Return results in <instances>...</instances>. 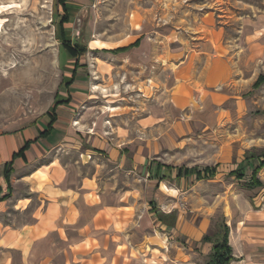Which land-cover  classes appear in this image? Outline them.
<instances>
[{
    "label": "rangeland",
    "instance_id": "obj_1",
    "mask_svg": "<svg viewBox=\"0 0 264 264\" xmlns=\"http://www.w3.org/2000/svg\"><path fill=\"white\" fill-rule=\"evenodd\" d=\"M84 1L66 25V36L82 39L88 52L64 68L57 0H0V121L44 116L65 94L70 70L79 63L71 87L82 89L73 88L70 94L77 117L91 113L83 121L84 130L76 131L74 122L66 152H57L60 162H78L79 171L88 176L97 170L103 184L111 174L103 165L107 155H89L93 143L106 140L127 147V163L131 160L134 168L119 171L117 183L132 196L140 226L150 224L152 233H165L174 242L165 249L166 260L148 248L144 257L129 264H169L175 246L182 247L187 260L201 264L208 253L193 251L197 229L213 233L227 217L238 223L247 212L260 211L257 219L264 213V189L244 186L250 171L242 181L229 175L247 151L264 150V83L256 90L249 87L264 76V59L249 58L250 44L239 41L253 39L254 32L264 29V0ZM217 31L228 45L231 69L245 87H189L206 63L203 55L196 58L197 49ZM139 37L143 44L138 50L117 56L93 48L114 49ZM151 50H164L165 63L139 59L141 51ZM141 79L151 87L131 86ZM148 114L149 121L142 123ZM87 128L94 133L90 141ZM148 162L172 167L170 177L161 183L149 179ZM215 165L212 179L175 177L176 167L201 170ZM258 176L264 182V169ZM151 200L161 210L177 213L175 229L164 232L150 216L142 217Z\"/></svg>",
    "mask_w": 264,
    "mask_h": 264
},
{
    "label": "crops",
    "instance_id": "obj_2",
    "mask_svg": "<svg viewBox=\"0 0 264 264\" xmlns=\"http://www.w3.org/2000/svg\"><path fill=\"white\" fill-rule=\"evenodd\" d=\"M84 3V0L66 2L65 13L69 17V22L64 23L65 30L66 25L71 23V18L79 13ZM57 13L59 18L64 15L59 4ZM254 34L253 39L244 36L243 39L239 38V41L250 44L249 49L253 51V55L249 58L262 60L264 29ZM81 41L84 42L82 39ZM141 43L142 38L139 37L114 49L96 45H93V48L117 56L138 50L143 44ZM227 46L220 39L218 31L205 43H201L196 58L203 55L206 63L196 76L194 84L189 87L209 89L245 87L240 82V76L235 77L238 73L231 69ZM85 47L86 52L78 60L88 52L86 42ZM120 49L124 50L112 52ZM238 54V58L243 59L244 55ZM139 56L142 60L152 59L163 63L166 60L164 50L162 52L151 50L148 53L141 51ZM70 59L71 56L62 50L60 60L63 61L64 68ZM79 69L78 63L74 81L64 88L65 94H61L58 99L62 103L56 106L54 111L53 104L50 111L38 119L0 121V264H113L114 261L116 264H129L144 257L148 248L151 251H158L159 255L163 256L159 259L162 261L166 260L167 246L174 244L173 241L170 242L172 238H167L165 233L163 236L152 233L150 224L140 226V217L135 214L131 205L132 196L127 195L128 190L122 192L123 188L117 183L116 176L119 171L127 173L132 172L134 168L131 160L127 163L128 159L125 156V153H129L127 147H118V144L113 145V142L108 143L104 139L98 143L96 141V145L93 143L94 149L89 151V155L93 158L103 153L107 155L106 163L103 165L109 167L111 174L103 184L97 170L88 176L79 171L75 165L78 162L74 164L60 162L57 152H66L67 141L71 139L75 130L74 122L78 121L79 127L76 131L84 130L83 121L91 113L89 110L84 111L77 117V105L71 98L73 88L82 89L71 87L79 75ZM73 70V68L70 70L68 81L73 76ZM182 70L183 66L180 65L179 74L183 72ZM258 77L249 87L254 89L253 84ZM145 81L141 79L131 86L151 87ZM131 116H134L132 111ZM149 119L148 114L141 121L146 123ZM87 129L91 133L85 137L90 141L94 133L90 130L92 128ZM149 165L150 162L145 168L148 178ZM8 166L12 168L9 187L3 177ZM213 167L217 171V165ZM177 168L182 167L174 168L175 171ZM214 176L205 179H212ZM153 180L156 183L164 181ZM259 212L254 210L247 212L246 216L237 218L238 223H235L231 216L224 221L229 228L228 243L235 258L230 264H264V213L257 219L255 215ZM155 213H161L162 219ZM144 216H150L153 224L164 232L172 231L178 224L175 211L161 210L153 200L148 202V207L142 214V217ZM171 221L172 226L168 224ZM196 231L198 233L191 241L193 251L208 253V244L199 243L204 235L210 233L206 227ZM143 262L144 260L142 264ZM170 262L169 264H200L187 260V254L183 252L181 246H175Z\"/></svg>",
    "mask_w": 264,
    "mask_h": 264
},
{
    "label": "trees",
    "instance_id": "obj_3",
    "mask_svg": "<svg viewBox=\"0 0 264 264\" xmlns=\"http://www.w3.org/2000/svg\"><path fill=\"white\" fill-rule=\"evenodd\" d=\"M67 1L68 0H57L58 4L62 6L64 11V15H62L58 21V27L61 35L60 50L67 52L72 59H76L78 61L79 57L86 52V47H85V42H82L81 40H76L74 42H71L66 36L67 33L63 25L65 22H69V17L65 13ZM123 50L124 49H120L112 52H118ZM104 52H108V51H104ZM75 66L76 68L73 70V76L71 80L66 83V87H68L74 81L76 69L78 65L76 64ZM263 83H264V76H260L253 84V88L257 89ZM61 103L62 102L57 100L54 104V108H52V111H54L55 107L60 105ZM172 169L173 168L170 166H165L160 163L152 162L148 166L149 178L152 180L153 179L165 180L170 177V173ZM262 169H264V150H260V151L250 150L245 153L242 161L238 163L236 169L232 170L229 173V175L234 177L238 181H242L245 177L246 171L249 170L250 171L249 180L244 183L245 184L244 186L250 190L256 188L264 189V182L261 181L258 176ZM11 172H12V168L8 166L3 173V177L8 184V187L10 186L9 180H10ZM175 172H176L175 177L177 179H180L182 177L187 178L190 176H194L196 180H202L214 176L216 173V168L204 167L201 170H199L196 167L190 169L177 168ZM152 211L155 212L154 209ZM155 214L157 217L162 219L163 215L161 213H155ZM168 224L172 226L173 221H171ZM228 236H229L228 226L224 221H220V223L217 225V229L215 232L206 234L202 237L199 245L208 244L209 247L206 260L202 264H230L235 260L234 256L232 255L231 247L229 246L228 243Z\"/></svg>",
    "mask_w": 264,
    "mask_h": 264
}]
</instances>
